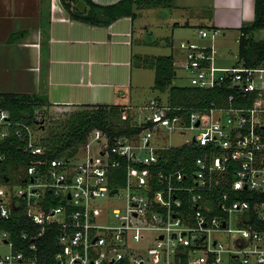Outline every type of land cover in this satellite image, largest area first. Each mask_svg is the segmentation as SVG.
I'll return each mask as SVG.
<instances>
[{
	"label": "built area",
	"instance_id": "1",
	"mask_svg": "<svg viewBox=\"0 0 264 264\" xmlns=\"http://www.w3.org/2000/svg\"><path fill=\"white\" fill-rule=\"evenodd\" d=\"M180 49L191 87L232 90L219 105L185 116L153 99L122 116L139 132L95 129L76 153L58 157L49 156L31 126L0 109V144L15 138L28 158L15 164L0 154V264H225L224 255L230 264H264V200L231 201L230 192L219 193L221 216L205 203L220 182L264 197V61L217 67L214 47L185 41ZM45 115L37 111L36 121L44 123ZM176 132L192 134L177 147L194 144L202 155L191 170H155L175 147L165 144L166 133ZM118 178L123 182L115 185ZM12 182L23 188L15 191ZM22 216L36 227L30 233L15 238L1 227ZM54 231L56 250L41 253V239Z\"/></svg>",
	"mask_w": 264,
	"mask_h": 264
},
{
	"label": "crops",
	"instance_id": "2",
	"mask_svg": "<svg viewBox=\"0 0 264 264\" xmlns=\"http://www.w3.org/2000/svg\"><path fill=\"white\" fill-rule=\"evenodd\" d=\"M92 1L111 6L122 0ZM77 7L88 9L84 0ZM135 13V19L123 17L102 27L72 20L60 0H0V94L45 95L51 109L122 105L125 114L133 115L151 101L126 102L139 18L146 34L154 35L150 20L155 17L156 26H169L173 37L185 29V41L214 47L203 43L209 37L199 32L241 36V28L255 20V0H171V7H138ZM170 56L180 68L185 58L181 49Z\"/></svg>",
	"mask_w": 264,
	"mask_h": 264
},
{
	"label": "trees",
	"instance_id": "3",
	"mask_svg": "<svg viewBox=\"0 0 264 264\" xmlns=\"http://www.w3.org/2000/svg\"><path fill=\"white\" fill-rule=\"evenodd\" d=\"M70 18L92 26L108 27L115 21L123 17L136 18V9L139 7L158 8L171 7V0H122L111 6H99L92 0H84L88 7L81 11L77 7L80 0H60ZM239 38V59L245 66H255L264 61V39L255 38V33L264 31V0H255V20L253 23L241 28ZM156 72L154 90L168 93V103L178 109L177 114L189 116L194 111H203L205 108L216 103H221L223 95L229 94L232 90L220 88L199 89L191 86L175 85L177 77L176 65L173 56H162L149 58L145 64ZM51 104L45 95L30 94H0V109L7 110L11 119L17 123L31 126L34 130L40 128L42 122L36 121V113L39 110L49 109ZM79 111L70 114L66 121L60 125L47 127L41 125V130L46 133L40 140L50 157L68 156L76 153L79 147L84 146L88 141V136L95 129L105 131L109 136L131 135L140 131L139 128L131 126V120H122V116L128 112L126 106H82ZM45 117H47L45 115ZM46 118H44L45 122ZM37 123H39L37 125ZM45 125V124H44ZM39 126V127H38ZM45 129V130H44ZM21 143L15 138H11L0 144V154L9 156L13 163H26L28 158L22 152ZM203 150L194 144L174 147L165 151L161 156L160 164L155 167L157 171L172 172L185 166L191 170L194 160L202 155ZM6 169L4 166L3 171ZM228 180H234L233 171ZM122 180H115V185L122 184ZM230 192L231 201L247 200L251 203L264 200L249 192H231L229 185L218 183L213 192L205 195L206 206L212 208V216H221L219 209V193ZM188 208V202L185 201ZM253 212V211H251ZM252 223L261 226L256 220L255 215L251 214ZM1 227L11 230L13 236L21 235L23 232L30 233L36 227L27 217L15 218L8 223H2ZM57 232H47L39 243L41 253L48 249L55 251V238Z\"/></svg>",
	"mask_w": 264,
	"mask_h": 264
},
{
	"label": "rangeland",
	"instance_id": "4",
	"mask_svg": "<svg viewBox=\"0 0 264 264\" xmlns=\"http://www.w3.org/2000/svg\"><path fill=\"white\" fill-rule=\"evenodd\" d=\"M150 21L152 29L155 32L154 35L144 33L145 31H143V28L141 27L143 23L142 18H139L136 24V32L134 35V58L132 67L133 85L130 93L131 96L129 100L126 101L127 103H131L132 105L143 104L146 101H150L152 99L160 100L163 103H168V93H162L154 90L156 80L155 70L147 67L145 64L149 58L170 56L174 51L178 52L180 50L181 42L187 40V38L189 37V30L186 31L185 29H180L178 31L177 29V33L174 34L173 37L169 26L157 27L155 17H152ZM238 35L239 34L235 33L224 37L220 34V36L215 37L213 35V32H209V38L203 39V43L212 44L214 46L216 53L215 64L217 67H232L241 64L239 59ZM167 38H169L170 41H173L172 46H169V39ZM255 38L258 40L264 39V31L256 32ZM201 40L202 39H199L198 41ZM176 71L177 77L175 78V85L191 86V81L185 71L177 66ZM79 110V108H49L45 111L47 116L46 120L41 125L44 126L45 129L52 126V124L58 126L66 121L70 114L78 112ZM131 112L133 111H130V113ZM41 125L40 128H37L35 130L36 139L39 141L42 140L46 135V133L41 130ZM166 135L167 138L165 144H171L175 147L183 145L186 139L192 138V134L182 136L179 132L172 134L166 133ZM12 185H15V191H17L19 188H23V184L21 183L15 184V182H12ZM230 227L232 229L236 228L234 219L232 220ZM224 237H226V246L229 248H233V242L231 241V239H229L230 236L224 235ZM3 251L7 252V249L4 248ZM224 259L225 264L231 263L229 255H224Z\"/></svg>",
	"mask_w": 264,
	"mask_h": 264
}]
</instances>
